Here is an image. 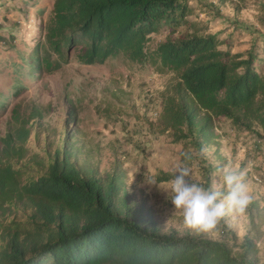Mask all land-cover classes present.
Here are the masks:
<instances>
[{"label":"trees","instance_id":"16d2710c","mask_svg":"<svg viewBox=\"0 0 264 264\" xmlns=\"http://www.w3.org/2000/svg\"><path fill=\"white\" fill-rule=\"evenodd\" d=\"M188 1L54 0L25 61L31 75L60 70L73 56L85 65L122 56L172 72L150 130L183 144L181 161L187 154L189 165L197 162L202 180L196 183L210 187L213 166L202 150L220 137L218 122L253 134L255 147L264 145V58L256 42L232 52L217 33H199ZM218 1H231L236 10L247 2ZM258 4L264 29V0ZM162 30L166 38L150 50L152 35ZM259 40L264 52V32ZM8 103L0 98V109ZM41 116L36 106L25 115L16 104L11 128L0 130V264H255V241L248 234L240 240L226 220L217 239L166 228L145 199L130 193L119 161L104 174L83 169L67 140L48 158L29 155V123ZM172 178L165 170L156 176ZM19 210L24 220L8 219Z\"/></svg>","mask_w":264,"mask_h":264},{"label":"rangeland","instance_id":"374dc122","mask_svg":"<svg viewBox=\"0 0 264 264\" xmlns=\"http://www.w3.org/2000/svg\"><path fill=\"white\" fill-rule=\"evenodd\" d=\"M54 0H0V98H7L0 109L2 135L11 128L12 108L19 104L28 115L33 107L42 116L32 119V132L25 144L29 155L48 158L58 146L69 141L72 159L85 169L94 167L102 174L121 162L128 189L137 200L145 199L153 207L160 222L177 228L180 233L192 232L183 226V218L171 201L170 181L158 182L161 170L174 172L181 162L183 144L174 143L166 135H155L150 123L156 122L161 109L160 92L164 90L170 71L158 72L150 64L132 63L122 56L104 64L85 65L73 56L60 70L31 75L26 59L34 40L41 34ZM199 33H217L223 49L243 52L253 47L264 58L259 40L264 32L258 21V0H247L241 10L231 1L189 0ZM217 6L214 15L210 5ZM185 30V28H184ZM167 31L152 35L149 49L166 38ZM264 66V63H263ZM21 90L20 94L14 93ZM69 110L74 114L70 115ZM220 137L206 145L203 158L213 166L211 186L221 183L218 168L230 166L246 172V183L253 202L244 215L230 216L226 222L237 231L239 239L249 235L256 243L255 264H264V145L254 146V135L218 122ZM193 182L202 180L197 162L189 165ZM154 180L156 183H150ZM19 210L8 217L24 220ZM217 239L219 235H206Z\"/></svg>","mask_w":264,"mask_h":264},{"label":"clouds","instance_id":"9594fccd","mask_svg":"<svg viewBox=\"0 0 264 264\" xmlns=\"http://www.w3.org/2000/svg\"><path fill=\"white\" fill-rule=\"evenodd\" d=\"M205 152L202 150V154ZM188 160L190 157L185 154L183 161L175 166L168 184L172 204L182 215L186 229L197 234L216 235L226 218L244 215L253 202L246 172L230 166L218 168L221 183L206 187L192 181Z\"/></svg>","mask_w":264,"mask_h":264}]
</instances>
